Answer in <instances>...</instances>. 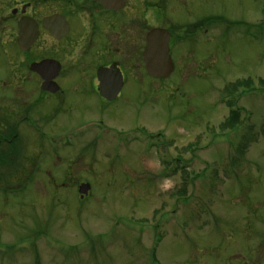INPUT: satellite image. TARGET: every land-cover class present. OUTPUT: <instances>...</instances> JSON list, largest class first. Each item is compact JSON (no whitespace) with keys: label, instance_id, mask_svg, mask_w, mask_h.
Listing matches in <instances>:
<instances>
[{"label":"rangeland","instance_id":"374dc122","mask_svg":"<svg viewBox=\"0 0 264 264\" xmlns=\"http://www.w3.org/2000/svg\"><path fill=\"white\" fill-rule=\"evenodd\" d=\"M182 12L183 28L218 17L204 35L218 37L183 42L178 70L143 93L131 81L103 138L55 142L58 153L39 161L48 170L30 181L20 157L0 168V264H264V94L232 88L264 79V0H183ZM229 102L236 128L221 126ZM94 114L72 110L52 131ZM133 128L144 134L122 141ZM156 132L155 145L146 135ZM32 134L21 142L28 166L40 144Z\"/></svg>","mask_w":264,"mask_h":264},{"label":"flooded vegetation","instance_id":"af4514ba","mask_svg":"<svg viewBox=\"0 0 264 264\" xmlns=\"http://www.w3.org/2000/svg\"><path fill=\"white\" fill-rule=\"evenodd\" d=\"M182 11L183 0H5L0 14V158L5 164L0 168L7 169L20 157L17 167L28 170L30 181L48 170L39 161L44 152L58 153L54 141L69 140L67 145L74 147L92 130L95 140L103 138L109 131V109L113 113L123 101L125 88L136 87L129 83L138 80L141 94L143 84L154 78L143 56L153 30L170 34L173 73L178 70L174 52L181 48L183 54V42L197 41L198 33L210 42L218 37L204 36L220 26L218 17L183 28ZM76 109H94L97 114L82 115L69 128L52 131ZM32 133L40 144L28 166L29 147L21 142ZM156 135L163 136H148ZM71 184L67 179L61 185Z\"/></svg>","mask_w":264,"mask_h":264},{"label":"water","instance_id":"95a60500","mask_svg":"<svg viewBox=\"0 0 264 264\" xmlns=\"http://www.w3.org/2000/svg\"><path fill=\"white\" fill-rule=\"evenodd\" d=\"M169 38L170 34L163 29L153 30L148 37L143 53L144 65L149 75H153L154 78H168L174 71L175 65L170 55ZM104 83L102 81L101 85ZM89 189H91V184L88 182L80 185L79 192L82 198L88 195Z\"/></svg>","mask_w":264,"mask_h":264},{"label":"trees","instance_id":"16d2710c","mask_svg":"<svg viewBox=\"0 0 264 264\" xmlns=\"http://www.w3.org/2000/svg\"><path fill=\"white\" fill-rule=\"evenodd\" d=\"M219 19V18H218ZM240 24V23H239ZM253 82L250 79L247 80H242V81H237L235 83H233L232 88L235 90H238L240 87H245L247 91H260L264 94V79L260 78L259 79V87H255L252 85ZM228 105L231 107V111H230V115L228 116V118L225 120V122H223L221 124L222 127H226V128H236L237 125L241 122L240 121V113H239V109L233 108L232 103L229 102ZM242 147V145H241Z\"/></svg>","mask_w":264,"mask_h":264}]
</instances>
